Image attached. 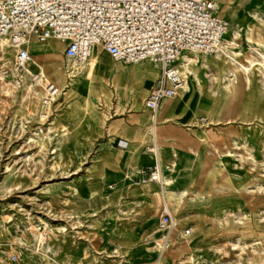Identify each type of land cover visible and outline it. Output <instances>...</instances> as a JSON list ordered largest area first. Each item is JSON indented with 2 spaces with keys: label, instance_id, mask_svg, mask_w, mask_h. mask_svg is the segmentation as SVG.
I'll use <instances>...</instances> for the list:
<instances>
[{
  "label": "rangeland",
  "instance_id": "1",
  "mask_svg": "<svg viewBox=\"0 0 264 264\" xmlns=\"http://www.w3.org/2000/svg\"><path fill=\"white\" fill-rule=\"evenodd\" d=\"M219 1L225 40L236 34V60L246 63L255 48L264 52L256 44L264 42V0ZM28 40L47 80L40 87L16 68L10 44L0 47V264H264V78L255 67L233 85V67L222 57L205 56L206 67H191L198 82L194 98L184 99L192 101L188 118L143 127L147 145L157 138L162 184L151 179L155 165L114 180L108 171L105 178L96 173L95 156L112 138L123 105L125 114L138 113V99L153 85L140 82L149 69L121 72L133 65L114 64L96 47L67 85L62 44ZM46 49L51 57L42 56ZM48 82L61 93L43 106ZM165 207L174 224L167 235L157 231ZM185 229L191 231L184 239Z\"/></svg>",
  "mask_w": 264,
  "mask_h": 264
},
{
  "label": "built area",
  "instance_id": "2",
  "mask_svg": "<svg viewBox=\"0 0 264 264\" xmlns=\"http://www.w3.org/2000/svg\"><path fill=\"white\" fill-rule=\"evenodd\" d=\"M227 32L215 0H0V37L15 51L16 68L42 79L41 68L28 50V37L39 43L55 39L63 44V69L68 84L84 69L94 48L114 62L136 64L150 60L158 77L143 101L154 123L165 99L183 89L176 65L188 52L214 54ZM32 65L35 72L28 67ZM42 105L61 93L53 84L43 87ZM125 149L127 143L118 141ZM174 224L165 209L158 229L166 234ZM185 229L183 237L190 235Z\"/></svg>",
  "mask_w": 264,
  "mask_h": 264
},
{
  "label": "crops",
  "instance_id": "3",
  "mask_svg": "<svg viewBox=\"0 0 264 264\" xmlns=\"http://www.w3.org/2000/svg\"><path fill=\"white\" fill-rule=\"evenodd\" d=\"M215 1L217 3V6H218V4H219L220 1L219 0H215ZM230 9H231V7L230 6H227L224 11L227 12ZM225 36H224L223 41L225 40ZM50 41H52V40H50ZM62 47H63V44H62ZM62 51H63V49H62ZM61 55H62V52H61ZM108 58L114 64H123V63L114 62L110 57H108ZM180 59L178 60L177 65H176V68L177 69H178V64L180 62ZM62 62H63V56H62ZM88 63H89V60L87 61L84 69L87 68ZM118 66H120V65H118ZM107 67H108V65H107ZM144 68H148L149 69V75H148L147 79L141 80L140 82L143 83V81H144V83L146 85L147 84H151L152 85L155 82V80H156L155 79L152 82V77L155 75V72L156 71H157V74H158V70H153L150 67H146V65H145L144 62L138 63L137 65H135V67L133 65V69L131 71H128L126 69V67H125L124 69H121V72H123V71H127L129 73H132L134 71L135 72H139V71L143 70ZM97 70H99V69H97ZM123 75L124 76H130V74H128V73L127 74L124 73ZM150 88H151V86H150ZM245 89H246V87H245ZM148 91L144 94L145 96L143 95L142 97H140L138 99L140 101V108H139L138 111H136V110L134 111V112H138V113L128 114L129 111L132 110V109H129L128 112L125 114L124 111L127 108V105H125V106L123 105V111L120 112L119 114H117V118L114 119L115 121H114V124L113 125H114L115 128H114V133L111 134L112 138H110L107 141L101 143V147H100L99 154L97 156H95V164L96 165L98 164L100 166V169L96 173L98 175H100V177L105 178V174H106L105 171H108L109 172V174H110L109 175L110 176L109 178L110 179L116 180L118 178H122L124 176V174H128V171L129 170L130 171H133V172H143V170H145V169H151V167L153 165L158 166L159 169H160V167H161V164H160V154H159V147H158V143H157L156 136H155V139H154L153 142H151V139H150V145H152V147H155V149H156V152L155 153H148L147 152L146 154H142L141 151L138 150L141 147L142 148L145 147V148L148 149L149 146H150V145H147L148 142H149V138L147 136V132L144 131L143 127L146 126L148 123L154 124L155 126H156V124L157 125L158 124L160 125V124H162V122L165 119H167V118H169L171 116H180V118L182 120H186L188 117H185L183 114L185 113V111L187 109H190L191 108V102L192 101H190V104L189 103L187 104V103L184 102L183 99H185V97L186 96H189V95H191L192 96L191 99H193L194 98V92H192L189 95H184V94L181 95V91H182L181 90L180 91V94L177 97H175L173 100H170V101L167 102L169 104L171 103L172 110L167 114V116L164 118V120L162 122L157 123L156 122V119H155V122L152 123L151 118L149 120V118L145 117L144 114H140L139 115V113H141V112L142 113H145L146 112L150 116V112L147 111V109H145L143 107V101L146 98V96L148 94ZM255 91L257 92V88H256ZM165 102H166V100H164L161 103V105L159 106L158 112L164 106V103ZM133 103H134V96H132V105H133ZM60 104H62V103H60ZM111 105H112V103H111ZM260 106L261 105L255 103L253 108L252 107H249V108L259 109ZM158 112H157V114H158ZM157 114H156V118H157ZM202 120L205 121V119H202ZM214 122H216V121H215V119L213 117L211 123H214ZM79 123L77 125H79ZM170 126H171L170 124L167 125V126H164V128H161V132L164 135L170 134L172 132V129H173V127L172 126L170 127ZM114 140H115V144H114L115 147L117 149H119L120 151H116L113 148H111ZM118 141H124V142H126L127 143V147L125 149H120L117 146ZM161 178H162V176H161ZM147 188H152V186H148ZM149 229H150V227H149ZM157 231L158 232H162L160 230H157ZM162 233L164 235H167L165 232H162ZM172 234H173V232H172ZM151 235H153V234H151ZM182 238L185 239L187 237H183L182 236ZM165 241H166V239H164V242Z\"/></svg>",
  "mask_w": 264,
  "mask_h": 264
},
{
  "label": "bare ground",
  "instance_id": "4",
  "mask_svg": "<svg viewBox=\"0 0 264 264\" xmlns=\"http://www.w3.org/2000/svg\"><path fill=\"white\" fill-rule=\"evenodd\" d=\"M57 41L55 39H49L48 41ZM236 40V34L232 33L230 35V37L224 41H222V44L220 46V48L212 55H205V54H199V53H194V52H188L185 53L181 56L180 62H179V70L177 69V71L182 75L183 79H184V85H183V89L181 91V95H189L190 90L192 88V86H196L197 84V78L196 75L194 73V71L191 69V67H206L205 66V60L206 57L205 56H215V58L217 60H220V57L224 58V61H227L230 65H232L233 70L231 71V79H230V83L231 85H233L236 81H237V76L238 75H246L248 74V72L253 69L254 67L256 68V70L259 71V75L264 78V52L259 51L257 48L252 49L254 52V56H250V59L247 58L246 63H240L236 60V56L237 53L234 51V42ZM8 40L5 38L0 37V47L7 45ZM59 42V41H58ZM26 43H29V40H26ZM257 47H261L264 48V42H260L258 41L257 43ZM251 46V45H250ZM94 51V49H93ZM93 51L91 53V56L89 57V59L92 57L93 55ZM104 52V51H103ZM105 53V52H104ZM106 54V53H105ZM53 55L52 50L51 49H46L44 50V53L42 54V56L45 57H51ZM107 55V54H106ZM108 56V55H107ZM109 57V56H108ZM88 59V60H89ZM95 64L100 66L101 65V60L99 58L94 59ZM144 61H150V60H143L141 62ZM138 62V63H141ZM151 62V61H150ZM136 63V64H138ZM152 63V62H151ZM153 64V63H152ZM132 65V64H131ZM134 65V64H133ZM58 70L60 68V65H58L56 67ZM17 71V70H16ZM23 72V71H22ZM20 71H17L18 74H23ZM41 75H42V79L38 80L36 83L37 87H40L43 85L44 81L46 80V77L44 76L43 72L41 71ZM19 76V75H18ZM188 77V80H185V78ZM247 80V79H245ZM262 80V79H261ZM80 81V80H79ZM82 82V81H81ZM85 83V82H83ZM247 83V82H246ZM250 83V82H249ZM261 83V82H260ZM53 84V83H52ZM60 84V83H59ZM154 84V83H153ZM259 84V83H258ZM54 85V84H53ZM55 86V85H54ZM83 86V85H82ZM153 86V85H152ZM151 86V87H152ZM44 87V86H43ZM56 87V86H55ZM42 88V87H41ZM58 90L59 88L56 87ZM81 88V87H80ZM88 89V86L86 87ZM29 90H32V88L29 86L28 87ZM43 89V88H42ZM78 91V85L72 86L71 90H69V93H73ZM84 91V90H83ZM191 92H193V90H191ZM179 93V92H178ZM83 94V93H82ZM70 95V94H69ZM83 97V95H81ZM177 96V95H176ZM176 96L170 98V99H174ZM78 99V98H77ZM186 99V98H185ZM165 100H169V99H165ZM184 100V99H183ZM164 101V100H163ZM162 101V102H163ZM167 102V101H166ZM78 102H74L75 108L77 109L79 106L77 104ZM84 106L87 108V98H84ZM80 104V103H79ZM68 105V104H67ZM161 105V104H160ZM81 106V105H80ZM84 108V107H83ZM86 108H84V110H86ZM73 109V108H72ZM159 109V108H158ZM75 110V109H74ZM172 110V105L168 104V103H164V106L159 110H157L158 114H157V118H156V122H162L164 120V115L168 114L170 111ZM80 110H78L79 112ZM148 111V110H147ZM77 112V114H78ZM68 115V113H67ZM71 115V114H70ZM69 115V116H70ZM79 115V114H78ZM84 115H86V112H84ZM76 117V116H75ZM82 118V117H81ZM60 120V119H59ZM81 121V120H80ZM70 122V121H69ZM74 122V121H73ZM155 122V121H154ZM74 125V124H73ZM59 126V125H57ZM76 127V126H73ZM153 127H155V125L153 124ZM55 128V127H54ZM70 130V129H69ZM64 132V131H63ZM68 132V131H67ZM65 139V137L61 136L60 138L57 139V143H61L63 140ZM148 153H155L156 149L155 147H149L147 149ZM155 169L158 170L157 172L152 174V180H155L157 183H161L163 182V180H161V174L159 173V167L155 166ZM224 193V192H223ZM204 200V199H203ZM165 209H167L165 207ZM173 230V229H172ZM171 237V236H170ZM167 240V239H166ZM166 244V243H165Z\"/></svg>",
  "mask_w": 264,
  "mask_h": 264
}]
</instances>
